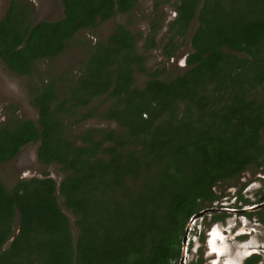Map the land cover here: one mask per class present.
<instances>
[{"label":"trees","instance_id":"obj_1","mask_svg":"<svg viewBox=\"0 0 264 264\" xmlns=\"http://www.w3.org/2000/svg\"><path fill=\"white\" fill-rule=\"evenodd\" d=\"M59 1L62 17L53 21H37L31 1H11L0 18V60L10 72L31 76L80 31L139 2ZM173 9L162 47L167 62L197 22L182 73L166 79L148 70L135 38L118 24L90 47L66 98L42 80L29 88L38 119L12 113L0 126V264H178L189 219L221 196L214 187L247 169L264 172V0H177ZM162 22H150L147 49L159 47ZM137 72L148 77L143 88L135 86ZM102 98L111 106L87 110ZM95 116L115 128L69 137L70 127ZM31 144L40 164L59 167L60 182L43 173L8 189L2 166ZM210 213L211 223L227 216ZM254 216L264 225V207ZM258 262L253 255L244 264Z\"/></svg>","mask_w":264,"mask_h":264},{"label":"rangeland","instance_id":"obj_2","mask_svg":"<svg viewBox=\"0 0 264 264\" xmlns=\"http://www.w3.org/2000/svg\"><path fill=\"white\" fill-rule=\"evenodd\" d=\"M12 0H0V18L5 14ZM35 6V19L37 21H53L62 17V6L59 0H27ZM160 4L155 8L154 0H139L136 8L129 14H118L113 19L98 25L94 29H85L80 31L72 46L66 52L55 59H43L36 64V71L31 76H19L10 72L0 60V126L14 113L20 118H26L33 121L38 119V112L32 105V97L29 88L38 87L39 83L54 81L57 87L58 96L64 99L68 96V87L72 81L80 76L84 65L89 56L90 47L96 43L106 40L114 31L116 25L121 24L128 28L135 38L137 52L144 56L145 66L148 70H159L160 76L166 79H172L184 69L186 56L191 52L189 45L192 30L197 27L196 20L185 39L181 42V47L177 56L169 62L163 58L162 47L168 37L170 22L175 17L174 5L177 0H157ZM163 18L161 27L156 34V42L159 47L156 49H147L144 45V38L148 34L150 22L153 18ZM148 77L137 72L135 74V86L143 88ZM112 100L103 102V98L97 99L87 108L96 109L100 114L106 108L110 107ZM87 110H83L85 113ZM89 111V110H88ZM115 128L114 123L101 121L95 116L83 121L77 126L70 127L69 137L74 139L87 128ZM38 144L27 145L22 148L18 156L11 162L6 163L1 169V179L8 189H11L18 179H28L31 177H42L43 173L55 179L58 183L63 174L56 165L44 166L37 160ZM242 185H245L241 189ZM240 191V192H239ZM214 192L218 201L213 203V208L217 213H226L225 220L219 224H213L208 229L215 227L216 230L210 232V239L206 242L205 227L209 226V221L213 213L206 208L199 210L194 214L195 218L190 222L185 233V257L186 264L196 262L199 258L203 259V264H225L226 260H231L234 264H244V260L256 254L259 256L257 264H264V225L260 222L258 216L253 213L258 211L253 209L258 200L264 199V172L259 169H247L240 178L234 181L218 184L214 187ZM239 195L247 199L249 204L235 200ZM62 198L59 199V203ZM236 203V207L231 203ZM239 202L241 204H239ZM264 203V201H263ZM231 211V212H230ZM72 231L75 233L74 217L65 211ZM244 213L252 214L248 218ZM261 217V216H260ZM190 220V219H189ZM204 223V224H203ZM206 224V225H205ZM224 231V235L222 234ZM241 231L235 235L233 233ZM248 231V232H247ZM216 232L217 235L213 236ZM250 233L247 237L242 236ZM220 235L222 239L218 236ZM203 237V241L200 237ZM212 238L214 240L212 241ZM210 244H212L210 246ZM209 249V250H208ZM253 252V253H252ZM256 252V253H254ZM215 253V254H213Z\"/></svg>","mask_w":264,"mask_h":264},{"label":"clouds","instance_id":"obj_3","mask_svg":"<svg viewBox=\"0 0 264 264\" xmlns=\"http://www.w3.org/2000/svg\"><path fill=\"white\" fill-rule=\"evenodd\" d=\"M212 210V209H211ZM258 210H260V208L258 209ZM217 212V211H216ZM255 212H257V211H255ZM219 223H222V222H213V223H211V220L209 221V226H207V227H205V229H204V231H205V233H206V242H208L209 241V239H210V232L212 231V230H216L217 232H218V230L215 228V227H212L211 228V230H209L208 231V229L211 227V225H213V224H219ZM204 224V223H203ZM206 225V224H205ZM241 231L239 230V231H237V232H235V233H233L234 235H233V237H232V240H234L235 238H236V236L235 235H237V234H239ZM248 232V231H247ZM222 234L224 235V231L222 230ZM250 233H245V234H243L242 236H238L237 237V239H240L241 237H243V236H248ZM221 239H222V237L220 236V235H218ZM223 240V239H222ZM212 244H210V246H211ZM209 250V249H208ZM253 253V252H252ZM254 253H256V252H254ZM213 254H215V253H213ZM253 255H256V254H252L251 256H253ZM251 256H249V257H247L244 261H246L248 258H250ZM180 260V259H179ZM178 263H179V261H178ZM245 263V262H244ZM184 264H186V257H185V262H184ZM225 264H234V262L233 261H231V260H226L225 261Z\"/></svg>","mask_w":264,"mask_h":264},{"label":"water","instance_id":"obj_4","mask_svg":"<svg viewBox=\"0 0 264 264\" xmlns=\"http://www.w3.org/2000/svg\"><path fill=\"white\" fill-rule=\"evenodd\" d=\"M262 206H264V203L263 204H260V205H258V206H255L253 209H256V210H258L259 208H261ZM209 212H212V211H214L213 209L211 210H208ZM231 212V211H230ZM194 218H195V215L194 216H192L191 218H190V220L188 221V223H187V226H186V229H185V233H186V230H187V228H188V226H189V224H190V222H192L193 220H194ZM18 223V222H17ZM185 235H184V237H183V243H182V250H181V257H180V260H179V263L178 264H184V262H185ZM12 239L13 238H11L7 243H6V245L3 247V249H6L8 246H9V244H10V242L12 241Z\"/></svg>","mask_w":264,"mask_h":264},{"label":"flooded vegetation","instance_id":"obj_5","mask_svg":"<svg viewBox=\"0 0 264 264\" xmlns=\"http://www.w3.org/2000/svg\"><path fill=\"white\" fill-rule=\"evenodd\" d=\"M261 170H262V168H261ZM245 187V186H244ZM235 200H238V201H242L243 203H245V205L246 204H249V202L247 201V199H243L242 198V196H240L239 197V195H238V197H235ZM263 201H264V199L261 201V200H258V202L256 203V205H260V204H263ZM239 204H241L240 202H239ZM231 205H233V206H237L236 205V203H231ZM264 206H262L261 208H260V210H262V208H263ZM215 212L217 211L216 209H213ZM259 211V210H258ZM253 213H256V212H253Z\"/></svg>","mask_w":264,"mask_h":264},{"label":"bare ground","instance_id":"obj_6","mask_svg":"<svg viewBox=\"0 0 264 264\" xmlns=\"http://www.w3.org/2000/svg\"><path fill=\"white\" fill-rule=\"evenodd\" d=\"M217 235L216 232L213 233V236ZM214 240V238H212V241Z\"/></svg>","mask_w":264,"mask_h":264}]
</instances>
